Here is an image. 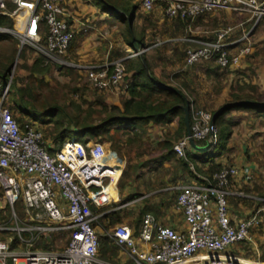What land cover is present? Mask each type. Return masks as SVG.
Returning a JSON list of instances; mask_svg holds the SVG:
<instances>
[{
	"label": "built area",
	"instance_id": "1",
	"mask_svg": "<svg viewBox=\"0 0 264 264\" xmlns=\"http://www.w3.org/2000/svg\"><path fill=\"white\" fill-rule=\"evenodd\" d=\"M139 1L145 12L160 7L170 20L190 18L195 21L217 10L247 18L216 30L214 42L181 39L198 45L187 49L185 68L201 61H213L223 68L239 65L243 57L252 52V31L264 18V0ZM0 14L8 16L15 24V29L0 27V32L18 39L19 52L31 47L49 61L71 65L67 52L74 34L62 0H0ZM253 20L254 26L247 30L246 24ZM238 29H243L242 37L230 41ZM240 42L247 45L234 54L232 48ZM149 49L139 48L131 56ZM126 60L120 58L87 68L91 85L99 90L121 85ZM6 91L0 103V188L15 226L0 224V264H110L99 256L95 224L100 215L91 206L104 207L119 200L118 183L125 161L116 150L90 138L86 143L70 139L57 147L51 144L52 153L43 131L29 126L25 130L20 128L11 110L4 105ZM191 118L193 140L216 147L219 130L213 123V114L193 106ZM189 146L186 134L174 150L183 157ZM239 173L236 166H224L214 175V182L180 188L177 204L183 212L184 230H176L147 214L138 237L126 224H118L109 236L134 264H261L226 255L233 245L250 239L251 230L259 225L264 212L263 203L262 208L248 218L233 222L228 197L239 194L231 190L230 180ZM112 185L116 188V197L107 194L101 202L103 196L99 195ZM19 201L27 217L24 226L20 225L15 209ZM7 232L18 237L15 248H12L13 240L1 237ZM55 232L68 234L70 242L63 250L32 249L37 240ZM23 233H30V239H25Z\"/></svg>",
	"mask_w": 264,
	"mask_h": 264
},
{
	"label": "trees",
	"instance_id": "2",
	"mask_svg": "<svg viewBox=\"0 0 264 264\" xmlns=\"http://www.w3.org/2000/svg\"><path fill=\"white\" fill-rule=\"evenodd\" d=\"M96 1L98 3L101 2L104 4V7L110 13L111 17H116L123 22L127 45L132 47L134 50H136V45L139 48H150L147 45V42H145L144 33H137L135 26L136 14L134 17L130 18H127L126 15H123V13H126L128 10L130 0ZM139 7L146 15L155 14L156 10L152 12H145L142 9L141 3L134 6L136 13L138 12ZM10 8H12V5H10ZM224 11H221V14L223 15H221V18L219 19L218 16L214 17L209 12L208 14L205 13L204 15L198 17L195 21L190 18L184 20L180 18L173 20L167 19V22L163 24V29L166 31L170 26L169 31H171L172 37L170 36V38L166 39V41L171 40L168 41V43H171L172 40L177 38L191 37L195 39L197 38L198 40L200 39L202 41L214 42L216 40V35L213 33V30L210 31V34L208 35L192 36L189 28L191 26L195 27V25L208 24L209 21L212 22L215 30L226 27L229 25L227 24L226 12L227 14L233 13ZM68 23L71 26L69 21ZM259 23H261V21ZM254 24L255 20L250 21L246 25V29H251ZM258 24L256 26H258ZM0 27L15 29V24L11 18L0 14ZM242 30L243 29H238L229 40L236 41L241 38ZM8 37L9 36L7 34L0 32V41L8 39ZM74 42L75 39L73 38L70 43L67 56L68 53L74 48ZM182 45V52H180L181 50H179V48L173 51V54L176 55L175 57L178 59L181 67L179 70L180 72H177L173 75V81L178 79L180 75H184L186 78H188V71L184 70L186 65V51L190 47L194 48V45L190 44L189 42H182ZM246 45V42L238 43L237 46L232 48L233 53H238L239 50ZM197 47L198 45L196 48ZM252 53L253 52L250 54ZM13 54L14 53L8 57L4 56V60L0 62V97L3 95V89L7 84L8 75L14 63ZM118 55H120V53H118L117 56ZM248 55H245L243 59ZM113 57L114 55L112 56V59ZM122 57L127 58L126 73L123 83L116 87L117 89L123 90V92L125 91V93L121 95V107L116 105H108L105 101L102 102V99L92 102L86 100L84 95L81 94L84 99L83 103H72L74 108L73 113H69L58 104L52 105L50 108L44 106V110H39L36 105L38 99L37 96H34L33 92V82H31L29 86L25 85L21 89L16 85L11 86V90L9 92L13 91V96L10 98V101L6 100L5 98L4 105L11 110L13 117L17 120L23 130H25L27 126L36 127L42 131L44 130L43 133L45 142L47 143L48 149L52 153L54 150L50 149V142H54L55 147H57L70 139H76L79 142L86 143L87 138L92 140H102L105 138L111 144V148L116 150L119 154L125 155L127 160L123 175L118 183V189L120 191L121 197H123V191L127 187L126 180L128 176L131 178L133 173L136 174L140 169L147 168L149 166L157 171L165 161H176V165L174 167L180 169L185 174H189L192 178L197 180L199 184L208 185L209 183L214 182V175L224 167L223 164L218 160L223 157L228 158L230 152L229 143L233 136V127L235 126L234 122L226 121L225 117L231 111H250L264 115V101L259 102L258 100L253 99L252 96H241V94L247 89L256 90L257 88L250 85L239 86L238 93L231 95L233 100L228 102L226 105L242 101H250L253 103L249 102L236 105L226 109L222 113H219V111L226 106L224 104L220 109L213 113V118L216 115L215 124L219 130V140L216 147L211 148L207 152H194L193 150H190L191 147L189 146V148H187L185 151V156L177 158L178 155L174 150V146L187 134L184 108L187 104V100L191 102L190 95L186 89L184 91V87H187V84L183 83L182 86L174 85L169 81L170 77H167V80H163L161 77L157 76L153 67V62L155 63L156 57L152 60L147 56L146 52L136 57H132L130 53L123 54V56L119 58ZM45 62L46 58L43 57V55H39L35 59L34 63L30 67H27L31 75L29 77L30 79L34 78L36 74H42L46 71L47 67ZM200 68L202 69V67ZM231 70H233V68L230 66L223 68L219 65H216L214 72L219 77V75L231 72ZM236 74H239V72L236 71ZM237 79H239V76ZM97 90L105 91L99 89ZM74 91L76 93L80 90L76 89ZM96 106L100 107V109L98 110ZM97 114L101 115L99 122L96 121ZM190 120L192 125L191 115ZM150 123H153V125L157 128L161 126L165 127L169 125V123H176L177 125V130L172 135V137L158 144V150H151L153 141H151L150 138H144V135H146L148 132L147 128H144V126ZM45 126L47 128L44 129ZM196 143L199 146L206 145L205 142ZM147 155L150 157V159L143 161L142 159ZM232 180L233 178L230 180V185ZM174 182L175 181L173 180V183ZM168 193L170 192H165V197L162 201V204L157 203L156 200L154 201L153 199L150 200L147 198L148 200L146 199L145 202L140 205L138 216L134 222V226L136 228L135 233L140 232L145 215L153 214L158 217L163 212L164 207L169 208L171 202H167ZM107 194L108 192H105L99 196H103L102 198H104L107 197ZM156 196L159 197L162 195L157 194ZM93 197L97 198L98 196ZM131 199H134V196H131ZM19 202L22 203V201ZM120 202V204H126L124 199H121ZM6 205L8 209L0 208V224H7L10 226L14 223L11 221L10 207L8 204ZM91 208L94 212L98 213L106 211V209L96 210L95 206H91ZM16 213L20 221V225H26L27 217L24 209L22 212L16 209ZM123 214L126 216H132L134 215V212H127L124 209H120L106 214L103 216V220H108L111 225H116L118 223L121 224L125 219ZM8 233L11 232H7V234ZM63 235H67V233L55 232L49 236H44L33 244L32 249H41L46 251L63 250L64 248L55 249L56 242L59 240V237H62ZM23 236L27 240H29L31 237L30 233H23ZM17 239L18 237L15 235L13 238L12 248L16 247ZM69 242L70 239L67 238L65 246H67ZM99 242L100 258L105 262L114 263L116 257L119 255V247L107 236L99 237ZM238 245L240 244H235L232 247H236Z\"/></svg>",
	"mask_w": 264,
	"mask_h": 264
},
{
	"label": "rangeland",
	"instance_id": "3",
	"mask_svg": "<svg viewBox=\"0 0 264 264\" xmlns=\"http://www.w3.org/2000/svg\"><path fill=\"white\" fill-rule=\"evenodd\" d=\"M129 13L132 15V11L134 9V6H132V1L129 4ZM225 12V11H224ZM222 12H218V19L221 18ZM152 17V18H151ZM149 18V19H148ZM92 19V18H91ZM226 19L227 24H238L242 21H246V18L244 16L236 15V14H227L226 12ZM167 22V18L164 16L162 11L160 9H157L155 11V14L153 15H146L142 12V10H138L136 18H135V26L137 33L141 34L144 33L145 36V42H147V45L150 47V49L147 51V56L157 58L158 67L161 71V75L166 77H169L171 75H174L177 72H180V64L178 62V59H176V55H174L173 51L179 48L182 52L183 45L179 42L172 41L171 43L164 44L163 46L159 45V43L166 41V39L172 37L171 31L164 30L163 24ZM170 24V23H169ZM110 25L105 27V37L111 38L112 33L110 32ZM197 29H207L209 31L208 34H210V31L215 30L214 26L212 25V22H208V24L205 25H198L196 27ZM125 31V30H124ZM123 31V35L125 36V33ZM207 34V35H208ZM197 36L206 35L203 34H196ZM10 40H12V45L7 43V39L0 41V62L4 60V56L10 53L14 45L17 48V51H12L13 57H14V63L10 69L7 84L4 87L3 95L5 93V90H7L6 95L4 99L10 101V98L13 96V91L9 92L11 89V86L16 85L18 88H23L25 85L29 86L31 82L33 87L34 96H37V108L39 110H44V106H47L50 108L52 105H60L65 110H67L69 113H73L74 108L73 104H81L83 103V97L84 95L86 100L96 102L102 99V102H106V100L110 97H113V94L108 95V92L105 91H98L96 88L91 86L86 73L80 68L73 66L72 61L67 59L71 65L70 66H62L56 62H52L46 59L45 65L47 67L46 71L42 74H36L34 78L30 79L29 77L30 72L27 67H30L35 59L42 55L37 50L33 48L26 47L22 53L19 52L20 46L19 41L14 36L8 35ZM251 44L253 47L252 54L248 55L246 58H244L239 65L235 66L231 72L223 73L219 78H213L211 81H207L206 78L202 79V81H197L198 88L207 87L206 85L210 83H217L218 85H223V87L226 89L227 96H218L216 98H206L205 104H198V98L196 96L190 97V104L191 108L194 106L195 108H200L203 110H207L211 112L212 114L220 109L224 104L226 105L228 102H231L233 99L231 95L238 93V87L245 85V86H255L257 89H247L244 91V93H240L242 97L252 96L253 99L258 100L259 102L264 101V18L261 20V23L256 26V28L253 29L252 35H251ZM110 40V39H109ZM106 41H108L106 39ZM182 45V46H181ZM11 52V53H12ZM119 52V51H118ZM120 55H115L113 59H117L123 54H128V52H119ZM122 54V55H121ZM180 56V55H179ZM44 57V56H43ZM184 57V56H183ZM172 59L173 62H170L169 60ZM178 63V66H175V64ZM177 67V68H176ZM176 68V69H175ZM158 71V72H160ZM234 71V72H233ZM236 71L239 72V74H236ZM157 72V73H158ZM233 72V73H232ZM239 76V79L237 77ZM174 79V78H173ZM173 79H169L171 83L174 85H177L176 80L173 81ZM37 80V81H34ZM205 80V81H204ZM202 86H201V85ZM6 88V89H5ZM79 89V92H76L74 90ZM82 94V95H81ZM3 95L0 97V101H2ZM109 96V97H108ZM11 103V102H10ZM107 103V102H106ZM110 104V101L109 103ZM96 108L99 110L100 107L96 106ZM86 109V107H85ZM242 111H231L225 118H229L230 121L236 122L234 126V133L231 140L232 148H231V156L234 159V161L238 164V161L240 160V155L244 154V159L248 163H256L260 170V177L262 180H264V129L261 124H245L244 117L241 115ZM101 119V115H96V121L99 122ZM240 122L242 123H238ZM242 120V121H241ZM264 126V124H262ZM20 126V124H19ZM263 133H257L256 130H259ZM21 128V126H20ZM47 128L46 126L44 129ZM247 130V131H246ZM44 131V130H43ZM157 132L155 131L154 134ZM158 138V137H157ZM158 139H154L153 142L155 143ZM95 142H99L102 144H107L108 141L103 138L102 140H93ZM246 151V154L244 153ZM120 157L124 160L125 155L119 154ZM124 157V158H123ZM150 157L147 155L144 157V160H149ZM125 161V160H124ZM244 162V161H243ZM152 167L149 166L147 168L140 169L137 174L133 173V176L131 175V178L128 176L126 180V184L130 186V188H127L124 192V197H121V199L126 198L128 203H131L129 206H127L124 210L135 212V216L130 215H124L125 219L123 223L121 224H129V225H135V219L138 216L140 205L145 202L146 199L144 197L149 196L148 199L150 200H164L165 197V190L166 188H169L170 185L166 183L167 180H170L171 174L168 172V169H165V167H160L158 170L155 171L151 169ZM262 170V172H261ZM132 194L135 195V202L133 203V199H131V190ZM157 194H161L162 196L157 197ZM171 197V196H170ZM147 199V200H148ZM168 200V199H167ZM112 206L104 207L106 210H111ZM0 208L5 209L7 208L6 201L4 198L3 191L0 188ZM8 209V208H7ZM19 211H23V205L22 203H18L16 205V208ZM12 221V220H11ZM13 222V221H12ZM14 223V222H13ZM119 224V223H118ZM116 224V225H118ZM116 225H111L110 222L106 221L103 224L102 233L105 234V232L110 231L112 232ZM11 227H14L15 225H10ZM106 228H105V227ZM15 233H2L1 237L5 238L6 240L12 241ZM68 234L63 235L62 237H59V240L55 244V249H63L65 247V243L67 241ZM263 238V237H262ZM260 242L264 243V240L261 239ZM242 249L247 252H251V248L249 245L246 246V244H241L240 246H236L233 248H230L229 250H237ZM264 251V245L260 247V251ZM230 252L227 251L226 254H229ZM262 253V252H261ZM125 256H121V253L116 257L114 263L110 264H118V262H121L122 259ZM263 259V257H262ZM129 261L127 264H134L133 261L128 259Z\"/></svg>",
	"mask_w": 264,
	"mask_h": 264
},
{
	"label": "crops",
	"instance_id": "4",
	"mask_svg": "<svg viewBox=\"0 0 264 264\" xmlns=\"http://www.w3.org/2000/svg\"><path fill=\"white\" fill-rule=\"evenodd\" d=\"M131 1H132V6L140 4L139 0H130V2ZM62 5L67 12V15H68L67 19L71 24L73 34H74L73 38L75 39L74 48L71 50V52L68 53L67 57L69 60L72 61V64L80 68V70L86 73V69L89 67L100 66L104 64L105 62L116 60V59H112V56L113 55L115 56L119 52H122V51L128 52L131 55L134 52H136L137 49L134 50L132 47L127 45L125 36L123 35V31H124L123 22L116 17H111L110 13L106 10V8L104 7V4H102L101 2L98 3L96 0H62ZM129 9L130 7L128 6L127 12L126 13L124 12L123 15H126L127 18L134 17L135 14L137 15L134 9L131 15L129 13ZM157 9H160L163 13L162 8L157 7L155 10ZM139 10H141L140 7H139ZM221 11H224V10H217V11H212L209 13H211L214 17H216L218 16V12H221ZM108 25H110L109 26L111 29L110 32L112 33L111 38L105 37V34H103L105 32V27ZM196 27H198V25L197 26L195 25V27L191 26L189 28V31L191 32L192 36H197L196 34H203V33L207 35L209 33L207 29L201 28V30H199ZM216 30H213V33H215ZM10 38L11 37H8L6 41L8 44L12 45L13 42L12 40H10ZM184 38L191 39V37H182V38L174 39L172 41L182 43L184 41H181V39H184ZM106 39L108 41H106ZM168 41H171V40L163 41L159 43V45L163 46L164 44H168ZM190 44L194 45V48H196L197 46L194 43H190ZM15 47L16 46L14 45L10 53L7 54L5 57L11 56L13 53L12 51L14 50L17 51V48ZM18 54H19V50H18ZM126 57H129V56H126ZM126 57H122V58H126ZM132 57H136V56H132ZM148 57L151 58L152 60L154 59L153 57H150V56ZM155 60H156L155 63L153 62V67H154V71L156 75L161 77L163 80H167V77L165 78L164 76L161 75V71L159 70L158 62H157L158 59L155 58ZM169 61L173 62L172 59H170ZM216 65L218 64H216L213 61H201L199 63L194 64L193 66L184 68V70L188 71V78H186L184 75H180L178 79H175L177 82V85L182 86L183 83H186L187 87H184V91L186 89L190 97L196 96L198 98V104L204 105L206 98H216L218 96L226 97L227 93L223 85H220V84L218 85L217 83L213 82V83L206 85L207 87L198 88L197 86L198 80L202 81V79L206 78L207 81H211V79L218 77L214 72ZM175 66H178V63H176ZM200 67H202V69ZM221 75H219V77ZM169 77L172 79L173 75ZM105 92H108V95L113 94L112 95L113 97H111L110 95V97L108 96L109 98L106 100L107 104L110 101V104L108 105H116L119 107L122 106L121 95H123L125 91L123 92V90L112 88V89L105 90ZM109 92L111 93L109 94ZM241 113H242L241 115H243L244 117H247V118H244V121H243L245 124H261L260 126H262L264 129V126L262 125L264 124V115L258 114L255 112H250V111H242ZM225 120L231 122L229 118H225ZM234 123L237 124L236 122ZM238 123H242V122H240L239 120ZM144 128H147L148 130L147 134L144 135V138H150L151 141H153L155 138L158 139L155 143L152 142V148H151V150H158V144L168 138H171L172 135L177 130V125L176 123H169V125L165 127L161 126L157 128L156 126L153 125V123H150L148 125H145ZM260 129L261 127L259 128V130H256V134L261 133L263 135ZM155 131L157 132L156 134H154ZM233 133H234V127H233ZM50 144H55V143L50 142ZM104 145L112 149L111 144L109 142ZM231 148H232V144L230 141L229 143L230 152H229L228 158L223 157L219 159L218 161L222 163L223 166H236L240 170V173L236 177L233 178L232 183L230 185L231 190L233 192L238 193L239 195L228 197L229 213L233 219V222L236 223V222H239L240 220H244L248 218L253 213H255L257 210L262 208L263 203H264V180L261 179V177L263 176L260 177V170L257 164L248 163L249 159L247 156H245L247 158L246 159L248 161L247 162L244 159L245 158L244 154L240 155V160L238 161V164H237L230 154ZM190 150H193L194 152L196 151L192 147ZM196 152H199V151H196ZM244 153L246 154V151ZM177 158H180V157L177 156ZM124 160H125V167H126V164H127L126 157L124 158ZM142 160L146 161L144 160V158ZM175 165H176V161L172 160V161H165L160 166V167H165V169H168V172L171 174L170 180L166 181V183L170 185V187L166 188L167 190H165L167 192H170L168 193V196H167V199H168L167 202L169 203L171 202V205L169 206V208L164 207L163 212L158 217H156L155 215L154 216L159 222L167 226H170L176 230H184L186 226L184 223L183 212L178 208V204H177V198L180 193V188L182 186H186L190 184H199V183L197 180L192 178L189 174H185L180 169L174 167ZM151 169L155 170L154 168H151ZM173 180L175 181L174 183H173ZM127 188H130V186L127 185L125 190ZM125 190L123 192H125ZM132 191L133 189L131 190V194L129 193V195H133ZM105 192H108V194L116 197V188L114 185L109 186L108 188H105V190L101 194ZM118 194H119V200L116 202H110L106 206V207L112 206L111 210L109 211L106 210L101 213L96 212L97 214L100 215L97 223L95 224V228H96V231L99 237L107 236L113 242L114 240L109 236V233H111L110 232L111 230L103 234L102 228L100 226L103 227L104 222L108 221V220H103V216L113 211L125 209L127 206L131 204V203L120 204L121 198H120L119 189H118ZM133 196H134V199L132 202L134 203L136 196L135 195ZM123 197H124V194H123ZM104 198H101V202H104ZM147 198H149V196L144 197V199H147ZM124 201L127 202V199L124 198ZM162 201L163 200H159L156 202L159 204H162L163 203ZM104 207L95 206L96 210L105 209ZM132 216H135V212H134V215ZM129 226H131L134 230H136L135 226L133 225H129ZM135 235L138 237L139 232L135 233ZM261 239L264 240V212L261 213L259 225L257 227H254L251 230L250 239L245 242L239 243L240 245L241 244L242 245L246 244V246L249 245V247L251 248V252H247L240 248L237 250L228 249L227 251H229L230 253L226 255L234 256V257H241L251 262L264 264V251L262 250L260 251V247L264 245V243L260 242ZM119 253H121V256H125V257L122 259L121 262H118V264H127V262L129 261L128 260L129 257L127 256V254L122 252L121 250H119Z\"/></svg>",
	"mask_w": 264,
	"mask_h": 264
},
{
	"label": "water",
	"instance_id": "5",
	"mask_svg": "<svg viewBox=\"0 0 264 264\" xmlns=\"http://www.w3.org/2000/svg\"><path fill=\"white\" fill-rule=\"evenodd\" d=\"M136 49L138 50L139 47L136 45ZM250 101H242V102H237V103H232V104H228L226 105L225 107H223L219 113H222L223 111H225L226 109L230 108V107H233V106H236V105H241V104H244V103H249ZM250 103H253V102H250ZM184 111H185V123H186V129H187V135L189 136V143H190V146L195 149L196 151H199V152H207L208 150H210L212 148V144L211 143H207L205 146H199L194 140L193 138L191 137V120H190V115H191V104L190 102L187 100V104L184 108ZM218 113V114H219ZM217 114V115H218ZM215 120H216V115L215 117L213 118V123L215 124Z\"/></svg>",
	"mask_w": 264,
	"mask_h": 264
}]
</instances>
